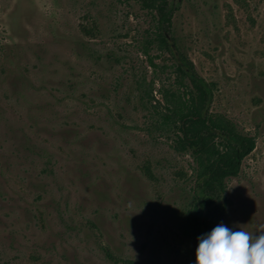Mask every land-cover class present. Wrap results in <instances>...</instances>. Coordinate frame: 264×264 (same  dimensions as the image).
<instances>
[{
	"label": "rangeland",
	"instance_id": "1",
	"mask_svg": "<svg viewBox=\"0 0 264 264\" xmlns=\"http://www.w3.org/2000/svg\"><path fill=\"white\" fill-rule=\"evenodd\" d=\"M173 5L167 51L137 0H0V264H194L178 53L256 139L220 223L264 226V0Z\"/></svg>",
	"mask_w": 264,
	"mask_h": 264
},
{
	"label": "trees",
	"instance_id": "2",
	"mask_svg": "<svg viewBox=\"0 0 264 264\" xmlns=\"http://www.w3.org/2000/svg\"><path fill=\"white\" fill-rule=\"evenodd\" d=\"M157 16L156 41L161 49L171 51L170 38L174 0H137ZM176 72L181 91L172 95L171 113L177 143L191 152L196 162V183L189 210V226L196 234L211 231L222 220L219 202L226 190V179L241 172L243 160L256 147L254 136L241 133L227 117L210 111L213 87L195 70L182 53L176 56ZM187 79V83L183 81Z\"/></svg>",
	"mask_w": 264,
	"mask_h": 264
},
{
	"label": "clouds",
	"instance_id": "3",
	"mask_svg": "<svg viewBox=\"0 0 264 264\" xmlns=\"http://www.w3.org/2000/svg\"><path fill=\"white\" fill-rule=\"evenodd\" d=\"M197 240L194 264H264V226L253 234L220 223Z\"/></svg>",
	"mask_w": 264,
	"mask_h": 264
}]
</instances>
